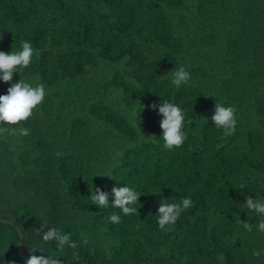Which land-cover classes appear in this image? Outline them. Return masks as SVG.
<instances>
[{
  "label": "trees",
  "instance_id": "obj_1",
  "mask_svg": "<svg viewBox=\"0 0 264 264\" xmlns=\"http://www.w3.org/2000/svg\"><path fill=\"white\" fill-rule=\"evenodd\" d=\"M21 38L40 50L22 77L38 76L50 95L15 151L0 140V218L16 224L0 222V264H26L17 227L28 257L43 222L79 245L48 242L43 254L62 264H264L251 255L264 233L243 204L264 197V0H0V50ZM181 64L193 77L176 89ZM217 98L237 108L232 136L210 119ZM163 99L191 121L173 151L147 107ZM118 181L141 196L138 212L112 225L118 210L102 212L89 195ZM185 196L194 206L160 230V201Z\"/></svg>",
  "mask_w": 264,
  "mask_h": 264
},
{
  "label": "clouds",
  "instance_id": "obj_2",
  "mask_svg": "<svg viewBox=\"0 0 264 264\" xmlns=\"http://www.w3.org/2000/svg\"><path fill=\"white\" fill-rule=\"evenodd\" d=\"M39 56L40 50L34 46L31 39L21 38L16 50H13V47L10 52L0 50V82L10 85L5 94H0V140L8 141L13 151H15L13 141L22 143V138L30 136L31 128L27 126V122L40 111L46 97L50 95V89L38 76L22 77L24 70L29 69ZM15 73L20 74L18 82H13ZM192 77L193 73L189 67L181 64L171 70L170 86L176 89L186 86ZM204 96L216 97L206 94ZM138 107L143 110L146 106L139 102ZM147 107L157 111L161 117L159 124L162 134L159 137L163 141V148L173 151L182 147L188 139L186 128L191 124V121L187 119L186 110L173 100L166 99H163L160 104L152 103ZM136 113L137 108H133L131 112L133 124ZM210 119L217 129L223 131L224 137L232 136L237 130V108L218 98ZM204 123H208V118H204ZM154 136L145 137L141 134L146 143L151 142ZM94 176L113 177L111 170L102 175ZM140 196L141 194L136 188L119 182V186H113L111 191H105L100 187H95L94 190L90 188L89 198L91 205L98 206L102 212L107 209H117V212H112L107 217V221L112 225H118L122 222V217H131L138 212L137 204ZM243 204L246 206L248 214H252L249 217L258 218L257 222L254 223L257 231L264 233V219H262L264 218V197L256 194V198L253 199L248 196ZM193 206L191 196H185L178 202L162 199L156 212L158 228L162 231H171L182 214ZM252 225V223L242 222V227L249 232L252 231ZM37 231L39 239L37 243L31 246L26 264H62L59 259L61 256L51 253L43 254L48 242H54L58 246V251L61 252L66 246L71 249H77L79 246L77 241L71 238L69 232L50 227L47 222L41 223ZM88 242L85 238L80 243L87 245ZM37 251L41 254H37ZM251 255L257 259L261 258L264 256V247L254 248ZM219 259H223V257H219Z\"/></svg>",
  "mask_w": 264,
  "mask_h": 264
},
{
  "label": "water",
  "instance_id": "obj_3",
  "mask_svg": "<svg viewBox=\"0 0 264 264\" xmlns=\"http://www.w3.org/2000/svg\"><path fill=\"white\" fill-rule=\"evenodd\" d=\"M0 222H3V223H11L12 225L16 226V224H15L13 221L9 220V219L0 218ZM17 229H18V231H19L20 238H21V240H22V241H20V244H19V247H18V249H19V253H20V255H21V256L25 259V261H26V260L28 259V257L26 256V254L24 253V250H23L24 241H26V240H25V238H24V234L22 233V231L20 230V228L17 227Z\"/></svg>",
  "mask_w": 264,
  "mask_h": 264
}]
</instances>
